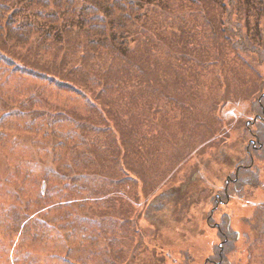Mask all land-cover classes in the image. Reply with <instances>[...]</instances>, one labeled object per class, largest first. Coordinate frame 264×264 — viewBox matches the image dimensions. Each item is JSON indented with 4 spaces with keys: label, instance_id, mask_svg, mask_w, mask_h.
<instances>
[{
    "label": "rangeland",
    "instance_id": "374dc122",
    "mask_svg": "<svg viewBox=\"0 0 264 264\" xmlns=\"http://www.w3.org/2000/svg\"><path fill=\"white\" fill-rule=\"evenodd\" d=\"M148 1L141 2V12L152 18L156 7L146 4ZM198 2L191 6L199 4L197 10L202 12L192 18L203 24L210 22L211 32L206 37L213 43L208 54L200 51L198 57L204 62L214 61V66L208 71L201 69L204 78L197 81L190 75L202 66L194 68L195 63L188 64L187 60L182 70L185 81L180 80L174 53L182 52V48L179 41L170 40L161 42L154 54L147 43L131 56L129 51L126 59L135 65L122 70L121 76L131 77L139 67L154 80V85L135 92L147 101L133 102L121 109L113 107L105 116L98 115L89 102L99 99L98 103L107 105V100L100 98L99 88L93 96L87 93L86 98L78 90L59 88L52 78L39 73L16 75V85L30 89L25 97L33 93L45 95L42 100L57 107L62 121L73 123L81 118L104 124L100 129L106 132L103 138L110 149L105 155H96L95 144L90 141L85 151L95 158L90 156L87 162L80 155L82 163L77 162L71 150L59 162L51 146L39 155L34 144L43 139L29 134L25 126L16 128L18 124L8 117L10 113L4 116L0 112V264H207L223 243L218 228L220 224L227 227V223L237 237L232 254L223 261L216 257V264H264V158L254 157L259 178L250 179L253 186L244 187L242 197L232 192L228 198L225 193L250 152L258 148L248 127L255 118L254 100L264 94V56L260 53L264 50V0ZM162 3L180 6L176 1ZM85 5L84 0L77 1L78 10ZM17 6H28L35 13L43 10L31 8L24 0H13L11 15ZM226 14L242 22L244 33L254 41L255 47L246 54L238 51L233 37L229 39L225 34ZM16 16L18 21H26L27 10ZM155 21L162 22L157 18ZM170 22L174 26L173 19L164 20L161 26ZM50 31L53 41L43 45L39 40L26 51L13 50V55L7 50L8 56L27 66L38 64L54 74L58 72L57 62L70 51L68 43L76 41L73 58L85 66V74L91 71L83 51L77 48L80 39L73 40L64 28L58 34L54 28ZM62 36L67 44L62 43ZM161 36L170 38V33ZM112 38L109 32L106 46L116 50ZM81 41L85 42L82 37ZM188 48L194 54L193 48ZM160 60L168 63L162 66ZM66 62L68 67L60 77L68 81L70 58ZM162 70L165 81L161 80ZM11 74L10 68L0 70L4 79L0 93L14 90L13 80L8 79ZM169 94L174 96L170 104L164 100ZM180 101H185L183 106ZM6 102L11 107L12 102ZM184 107L185 115L181 114ZM50 108L43 106L40 115L57 112ZM120 113L129 115V120H123ZM77 127L66 124L58 133L66 136ZM120 150L130 156L117 165ZM21 160L34 165L28 180H18L22 169H26L20 165ZM79 163L81 168L72 167ZM49 172L56 177L45 181ZM63 175L67 183L62 181ZM258 180L259 187L255 183ZM45 182L49 198L37 204ZM168 195L169 200L161 198Z\"/></svg>",
    "mask_w": 264,
    "mask_h": 264
},
{
    "label": "trees",
    "instance_id": "16d2710c",
    "mask_svg": "<svg viewBox=\"0 0 264 264\" xmlns=\"http://www.w3.org/2000/svg\"><path fill=\"white\" fill-rule=\"evenodd\" d=\"M12 1L13 0H0V70L6 67L10 68L12 74L8 79L10 81L13 80L14 84V90H9L7 93L1 91L0 93V112L1 114H4V116L10 113L8 117L18 124L15 126L16 128L22 129V127L25 126L24 130L29 134H34L37 138L43 139L34 144V147H37L38 150H40L39 155L44 153L42 150H47L49 149L48 146H51V148L57 152L56 158L59 162L61 159L64 158L65 160L67 158V152L73 151H75V153L71 155H76L78 157L77 162L80 161L82 163L81 156L87 162L89 160L88 157L92 156L95 158L96 156L92 155V153L85 151L86 148L84 146L89 144L90 141L95 144L94 150L96 151V155L98 154L100 156L101 153L104 155L109 153V143L103 138L106 132L100 129L101 125L104 124H99L98 122L93 123L91 121L86 122L81 118L72 121L73 123L62 121L60 116H57V114H59L57 107L42 100L45 95L38 96L31 92L33 94H29L25 97L30 89H26L19 83L16 85L15 81L18 80L15 78L18 73H22L23 75H29L31 72L42 74L41 76L52 78L59 88L63 87L66 89L69 87L73 90H78L82 95L86 96V98L89 96L86 95L87 93H90L93 96L95 90L99 88L101 95L100 98H105L107 100V105L104 102L98 103L99 99L94 100L90 98L92 102H89L92 107L96 109L98 115L101 114L105 116L107 112H111L113 107L121 109L120 107L128 106L133 102L137 103L138 101H145L146 99L138 96L135 92H144L146 85H154V80L145 72L139 70V67L134 70L135 75L124 78L121 76L122 70L128 66L132 67L135 65L131 64L126 59L129 51L132 50L130 53L131 56L142 44L147 43L152 54H154L159 50L158 47L161 42L165 40H170L172 42L179 41V46L182 48V52H177V54L174 53V55L176 60L179 61L177 71L180 74V80L182 81H185L182 70L184 69L183 64L186 60L188 64L195 63L194 68H196V66L198 68L202 66L200 71L196 69L190 75L195 81H197L199 77H202L201 72L203 70L201 69L208 71L214 66V61L211 63L210 60L209 62H204L201 57H198L200 51L208 54L207 52L211 51V46L213 44L212 41L210 42L206 37L209 35L210 30H208V26L211 25L210 22L204 21L205 24H203L202 20L192 18L193 14L195 15L198 12H202L201 9L199 11L197 10L199 4L195 7L191 6V4H194L195 2L199 3L198 0H169L174 3L176 1L177 4L179 3V7L172 6L170 3L163 6V0H149L146 4H150L151 6L154 5L156 7V10L153 11L154 17L152 18H149V16L144 15L141 12V2H146L147 0H84L86 5L83 6L81 10H78L77 7L78 0H24L28 2L31 8H41L43 10H39L35 13L29 9L28 6H17V9H13L14 14L12 13L11 15L12 10L10 7ZM199 1H203V3L207 4L209 0ZM230 1L237 3L239 0ZM100 4L103 8L99 6ZM49 9H54V12L47 13V11H45ZM18 10H27L28 17L26 21H18L16 18V13L19 12ZM155 18L158 20L161 19L162 22L155 21ZM167 19H173L174 26L170 22L162 27L161 25L164 23V20ZM223 23L224 32H227L225 34L228 35L229 39H232L233 37L236 41L235 46H238V51L246 54V51H251V49H253L252 46L255 47L254 41L248 34L244 33L245 26L243 23L237 19L232 20V14H226ZM151 24H154L153 27ZM53 28L57 34L60 32L59 30H61V28H64L67 30L66 34L73 40H75V38L80 39V44L77 45V48L79 47L78 49L83 51L82 53L85 55V62L89 64L86 66L89 67L91 71L85 74L83 72L85 66L83 64H78V62L76 63L74 60L73 57H75V53L72 51L75 50L76 41L73 42L72 45L71 42L68 43L67 47L70 51L68 50V52L63 55L61 61L57 62L56 65L58 72L54 71V74L40 68V65L38 64L29 63L27 66L24 61L18 59L14 60L8 56V53L13 55V50L18 52L31 49L39 40H41L43 45H46L48 41H53L52 32L50 31ZM82 32H85V35H83ZM109 32H112L113 38L111 40L116 50L106 46ZM165 32L170 33V38H163L161 36V34ZM39 34H41L40 38L34 42L33 39L39 36ZM81 37L85 42L81 41ZM202 37L205 38V41L202 40ZM61 39L63 40H61L62 43L64 42L67 44L66 40L63 39V36ZM191 39L193 40L192 42H190ZM82 43L85 44L80 46ZM51 44H54V42ZM2 45L5 49H3ZM43 45H40V47ZM188 47L193 48L194 54L191 55V53H189L191 48ZM260 53L264 56V50ZM108 56L110 57L109 60L104 62L105 58ZM120 57L123 60L119 61L118 59ZM67 58H70L69 63L71 65L68 69L71 78H69L68 81L63 80L60 77L61 71L64 67L66 65L68 67V64H65L68 63L66 62ZM160 61L159 64L162 66H166L168 63L167 60ZM19 62L23 66H21ZM205 65L207 66L205 67ZM98 69L99 71L96 73ZM224 71L225 69L223 72ZM161 72V80L165 81V72L163 70ZM3 82V77H0V84H3ZM43 93L44 92H41V94ZM173 97L172 94H169L168 96H164V100L170 104ZM6 100L12 102L11 107L7 106ZM149 100H153V97H150ZM184 102L185 101H180V105L183 106ZM253 105L254 107L252 111L255 115L254 117H259L260 121L257 122L253 120L249 123L248 134L254 138L252 140L256 142L258 148H255V151L250 152L246 159L247 161L244 164L245 166L238 171L239 173L236 175L233 185L231 186L229 184L227 186L228 189H226L225 193L228 198L231 196L232 192L237 197H242L241 193L245 191L244 187L253 186L251 185L250 179L252 177H254V180L259 178V169H254L257 167L254 165L255 163L253 162V159L254 157L259 160L264 158V94L259 97V99L254 100ZM38 106H47V108L51 107L49 111L56 109L57 112H53L52 115H40L42 107ZM6 107H8V110ZM181 114H186L185 107L181 110ZM121 117L123 120H129V115L124 116L121 114ZM169 119L171 118L169 117ZM66 124H70L71 126L78 125L76 128L77 130L75 132L68 131L69 134H66V136L62 133H58L61 132V130H64V125ZM254 130H256V132ZM2 136H5V134L2 133ZM120 141L122 143V140ZM60 151L63 154H60ZM118 154L117 160L115 161L117 162V165L127 160L130 156L128 152L123 154V150H120V153ZM21 164L26 169H22V175L18 177V180H22L23 177H25V180H28L30 176H33L29 174L33 173L34 165L29 163V161L24 160H21L20 165ZM72 167L74 169H79L81 168V164H74ZM102 169L103 172H106V169L103 166ZM50 173L51 172L47 174L45 181L51 177H54L55 179L56 176H53ZM243 173H247V175H243ZM65 176L66 175H63L61 178L64 183H67ZM258 182L259 180L255 181L256 185H258L257 187H259ZM47 191L48 183L45 191L46 193H43L41 190L42 194L38 196L37 204H40V202L45 203L48 200L49 197L47 196ZM161 198H168L169 200V195L162 196ZM228 227H230V223H227V227L224 225L221 226L220 224L218 228V230H220V238L223 242L222 245L215 249L216 257L219 258L218 261H223L226 259L227 255L232 254L231 247L232 244H234V240H236L234 238L237 237V235L232 230H229ZM216 257L211 258L207 264H216Z\"/></svg>",
    "mask_w": 264,
    "mask_h": 264
}]
</instances>
